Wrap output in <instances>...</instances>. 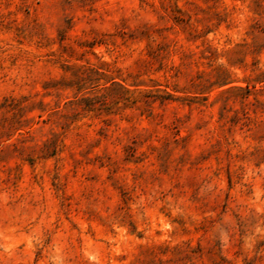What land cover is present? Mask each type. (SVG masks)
<instances>
[{
  "label": "rangeland",
  "instance_id": "rangeland-1",
  "mask_svg": "<svg viewBox=\"0 0 264 264\" xmlns=\"http://www.w3.org/2000/svg\"><path fill=\"white\" fill-rule=\"evenodd\" d=\"M0 264H264V0H0Z\"/></svg>",
  "mask_w": 264,
  "mask_h": 264
}]
</instances>
